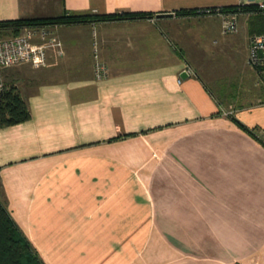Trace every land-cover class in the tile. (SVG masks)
I'll list each match as a JSON object with an SVG mask.
<instances>
[{
	"label": "crops",
	"instance_id": "obj_1",
	"mask_svg": "<svg viewBox=\"0 0 264 264\" xmlns=\"http://www.w3.org/2000/svg\"><path fill=\"white\" fill-rule=\"evenodd\" d=\"M259 2L0 0V20L154 14L47 23L62 54L0 67L31 111L0 124V198L46 264H264L252 33L243 17L222 34L220 15L196 13ZM94 38L109 66L102 80Z\"/></svg>",
	"mask_w": 264,
	"mask_h": 264
},
{
	"label": "trees",
	"instance_id": "obj_2",
	"mask_svg": "<svg viewBox=\"0 0 264 264\" xmlns=\"http://www.w3.org/2000/svg\"><path fill=\"white\" fill-rule=\"evenodd\" d=\"M224 11H243L250 13L248 24L251 33L264 32V13L257 11V5H236L222 6ZM195 10H183L191 13ZM199 14V9L196 10ZM182 12V11H181ZM182 12V13H183ZM152 12H115L109 14L92 15V14H64L55 17H21L17 19L0 20V33L13 34L21 31L22 27L32 24L47 23H78L88 21L93 18L100 19H122L135 17H152ZM31 117V111L16 86H7L0 92V124L3 126L13 125L24 122ZM244 127V125L236 120ZM246 128V127H244ZM254 134L253 131L248 130ZM0 264H46L39 253L35 250L32 242L22 232L6 202L0 198Z\"/></svg>",
	"mask_w": 264,
	"mask_h": 264
},
{
	"label": "built area",
	"instance_id": "obj_3",
	"mask_svg": "<svg viewBox=\"0 0 264 264\" xmlns=\"http://www.w3.org/2000/svg\"><path fill=\"white\" fill-rule=\"evenodd\" d=\"M257 11L264 13V2H259ZM204 15H220L221 33L231 34L239 30V14L224 11L222 6H212L199 9ZM56 47L62 54L63 43L54 34L51 24H32L10 36L0 33V67L30 64L34 68H41L48 64L49 53ZM248 64L257 71L264 82V32L253 33L250 36ZM93 71L96 80L105 79L109 75V66L103 60L97 38H94ZM191 71V70H188ZM181 80V79H179ZM7 88V84L0 75V92Z\"/></svg>",
	"mask_w": 264,
	"mask_h": 264
},
{
	"label": "rangeland",
	"instance_id": "obj_4",
	"mask_svg": "<svg viewBox=\"0 0 264 264\" xmlns=\"http://www.w3.org/2000/svg\"><path fill=\"white\" fill-rule=\"evenodd\" d=\"M241 10V9H240ZM240 10H238V11H234L235 13H238L239 14V20H241V18L240 17H243L242 18V20L243 19H245L246 21H248V19H249V16H250V13H246V12H243V11H240ZM196 13L197 14H199L197 11H196ZM242 14V15H241ZM202 15H204V14H202ZM214 15V14H213ZM23 30V27H22V29H21V31ZM20 31V32H21ZM253 34V33H252ZM251 34V35H252ZM4 35H6V36H10V35H13V33L11 32V30H9V32L7 33H5L4 32ZM56 47H52L51 48V50H54ZM93 50H94V45H93ZM264 82L259 78L258 79V81L256 82V84L257 85H261V84H263ZM251 99V98H250ZM264 98H261V101L263 100ZM239 101H243L242 99H240ZM226 109V108H225ZM228 109H231V108H228Z\"/></svg>",
	"mask_w": 264,
	"mask_h": 264
}]
</instances>
